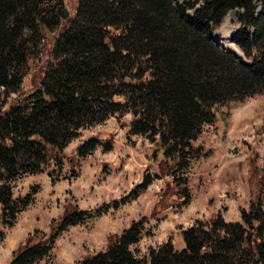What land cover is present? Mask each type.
Masks as SVG:
<instances>
[{
    "label": "trees",
    "instance_id": "obj_1",
    "mask_svg": "<svg viewBox=\"0 0 264 264\" xmlns=\"http://www.w3.org/2000/svg\"><path fill=\"white\" fill-rule=\"evenodd\" d=\"M66 2L0 0V107L11 94L20 95L30 63L43 41H51L38 82L0 108V226L12 227L39 189L31 186L14 198L13 181L61 167L64 149L79 131L111 117L131 115L126 136L152 143L156 171L146 170L128 193L94 208H80L70 196L61 214L49 219L48 232H27L7 264L50 260L68 227L136 199L162 176L171 182L155 194L148 217L108 234L103 249L73 264H264V169L254 163L258 195L240 209V221H225L220 213L195 219L179 233L181 250L173 234L140 258L132 248L148 232V219L169 208L166 196L177 197L170 205L176 209L190 202L191 162L210 153L193 141L214 122L215 106L264 93V0H76L72 14ZM235 9L239 26L229 41L248 61L213 38V29ZM106 138L79 143L77 163L99 146L110 151L113 139Z\"/></svg>",
    "mask_w": 264,
    "mask_h": 264
},
{
    "label": "rangeland",
    "instance_id": "obj_2",
    "mask_svg": "<svg viewBox=\"0 0 264 264\" xmlns=\"http://www.w3.org/2000/svg\"><path fill=\"white\" fill-rule=\"evenodd\" d=\"M75 5L76 0H67L65 6L69 14L74 12ZM237 26L234 12L231 11L223 18L220 26L213 31V36L221 42V45L225 49L232 50L238 56L247 60L238 47L231 43L228 39L229 35L236 29ZM54 35L55 32L51 33L49 35L50 39ZM50 47L51 41L49 39L44 40L42 52H40L39 56L34 59L32 63H30L28 75L23 79V88L21 93L27 91L31 85L38 82L40 68L43 67L45 62L49 59ZM21 93L20 95L11 94L7 99V102L0 107L1 110L8 106L10 99L21 97ZM214 110V122L212 124L205 125L202 128L200 135L193 142V144L201 145L204 150H210V152L216 151V155L214 156L215 158L211 161L207 159L209 157L208 155L207 157L191 162L188 173V186H192V189L195 192L202 193V191H205L206 185L209 184L213 178H216L214 172L218 168V165H222L223 162L221 163V159L223 161H228L226 163H231V165H228L225 168L226 170L224 173L227 180H242L241 184L243 190L241 187L239 192L236 191L231 194V197L233 198L236 195L239 197L238 202L240 205L237 211L238 217L240 218V209H246L249 201L256 198L259 190L257 175L253 173L251 174L250 163H254L259 168L264 169V93L248 97L243 101H232L224 105H217ZM231 116L234 119L233 121L231 120ZM130 119L131 115L127 113L120 118L111 117L106 120V122L101 124L81 129L79 131V136L73 139L64 149L67 157H64L61 167H49L38 174L23 175L11 183L14 198L23 197L30 190L31 186H38L39 189L34 196L33 202L25 210L17 214L15 222H17L19 216L21 218L18 227L16 226V231L18 228V231H21L23 234L16 241L13 247L10 248L8 240L4 241V233V238L0 241V264H7L10 261L12 250L27 232L32 229H39L47 233L49 230V219L58 217L61 214L62 204L70 196L73 197L74 202L79 205V207L83 208L86 206V209L94 208L102 203L118 199L128 193L133 186L141 180V176L146 172V170L150 173H154L156 171L155 163L149 157L150 152L153 149L152 143L142 136H126L128 122ZM90 136H98L102 140L110 136L113 139V144H115V150L103 153L99 147L88 155V157L86 156L77 163L74 152L75 147ZM69 158L72 160V163H69ZM95 164L100 165L99 170L94 171L93 166ZM81 167H85L88 173L76 180L75 177L71 178V174H77L80 172ZM121 170L126 171L120 173L119 171ZM48 173H51L55 178V184L64 180V177L71 178L68 180L69 185L67 182L62 181L55 187V184L49 187L47 184L48 181H50ZM107 175L108 177H106ZM120 175L121 178L122 176H125L126 179H124V182L120 185V187L117 185L115 190H112L114 186L111 183ZM106 178V182L103 183V180ZM72 179L75 181L70 184ZM86 182H89V190L93 193H90L89 190L83 189L82 184ZM170 182V176L155 178L136 199L119 205L117 209H111L110 211L113 210V212L107 216L110 226L106 230V236L111 233L120 232L123 228L129 225L131 220L148 217L150 209L156 199L155 194L160 192L161 189L167 188ZM108 184L111 185L97 191L100 186L103 187ZM170 191H172V189ZM105 193H110L107 194V200H104L107 198L104 195ZM101 194L102 197L100 196ZM166 197L164 203L165 206L169 205L167 206L169 208H164L162 211L160 210V213L157 216L148 219V224L146 225V230L148 232H146L141 240L134 247H132L135 250V255L139 258L147 253L149 248H155L160 244L159 238L154 234L157 223L160 221V217L163 216V214L176 209L175 206L170 207V205H174L176 203L175 199L177 197L174 198L173 196H169L167 197V200ZM221 199L222 201H225L227 196L223 195ZM87 205L89 206L87 207ZM91 205L92 207H90ZM223 211H225V208L221 207L218 212L222 215ZM217 213L200 217L199 220H205ZM106 214H108V212ZM97 219L98 218L91 220L88 223L76 228L78 230V232H76L77 236H79L80 231L89 232L92 228H94L97 223ZM181 226L182 225H177L175 228L176 230L171 231L168 234V237L170 234H173V243L177 250H181L184 246L181 235H175L176 233H180L182 229ZM6 229L9 228L0 226L1 231ZM69 229L57 238L52 251V258L50 260H42L38 262V264H45L46 261H48V264H73L81 258V256L94 253L105 247L106 236L104 246L101 249L91 250V245L89 246L87 241H84V243L80 246V242H76L73 237L75 229L70 231ZM8 231L9 230H7V232ZM72 241L79 243V250L81 249L84 252L76 254L77 251L71 252L70 250H67L71 248ZM59 249L67 250L65 252V254H67V258L65 257L60 260L57 259L56 252ZM72 254H74L73 258Z\"/></svg>",
    "mask_w": 264,
    "mask_h": 264
},
{
    "label": "crops",
    "instance_id": "obj_3",
    "mask_svg": "<svg viewBox=\"0 0 264 264\" xmlns=\"http://www.w3.org/2000/svg\"><path fill=\"white\" fill-rule=\"evenodd\" d=\"M231 120L232 121L234 120L232 116H231ZM134 136H137V135H134ZM99 147H97V148H99ZM113 150H115V144L112 145V149L110 151H113ZM110 151H108V152H110ZM211 152H212V154H211ZM211 152H210L209 157L207 159L212 161L213 158H215L214 156L216 155V151H211ZM103 153H106V152H103ZM87 157H88V155H87ZM222 158H223V156H222ZM226 162H228V161H223L221 159L222 165H218L217 166L218 168L214 172V175L216 176V178H213L212 181L206 185L205 191H202V193H197L192 189V186H190L189 188L191 189V193H192L191 201L187 205H185L181 208L175 209L174 211L167 212V213L163 214V216L160 217L161 219L157 223V227L154 231L155 232L154 234L160 240L159 245L162 244L161 242L164 243L168 240L169 232L175 231L176 230L175 228L177 225H182L181 226L182 229L188 228L194 224L195 219H199L200 217H204L208 214L217 213L221 207L225 208V211L222 212V216L226 221L237 222L240 220V218L238 217V211H237V209L240 205L238 202L239 197H237V195H236L233 198V197H231V194H233V192H236V191L239 192L240 191V188L242 187V184H241L242 180H240V181H237V180L228 181L227 180V178L224 175L225 170H226L225 168L228 165H231V163L227 164ZM89 165H91V164H89ZM99 167H100L99 164H95L93 166L94 171L99 170ZM125 171L121 170L119 172L122 173ZM87 173L88 172L86 171L85 167H81L80 172H78L76 174L75 180L83 177ZM106 177H108V175ZM124 179H126V177L122 176V178H121V175L118 178H116L115 181H113L111 183L114 186V188L112 190H115L117 185H119V187H120V185L123 184ZM68 180L69 179H65L62 181L67 182L69 185ZM75 180L72 179L70 184L72 182H74ZM106 180H107V178L105 180H103V183L106 182ZM62 181H60V182H62ZM60 182H57L56 184L54 183L55 184L54 185L50 180V181H48L47 184L49 185V187L53 186V185L55 187ZM111 184L104 185L103 187L100 186L97 191H100V189H103V188H107ZM82 185H83V189L89 190V182L83 183ZM112 190H110V191H112ZM242 190H243V187H242ZM97 191H95V192H97ZM89 192H90V190H89ZM90 193H93V192H90ZM107 194H110V193H105L104 194L105 197H107ZM223 195L227 196V199H225V201H222V199H221V197ZM100 196L102 197V194ZM107 199H108V197L104 200H107ZM88 206L89 205H87V207ZM90 207H92V205ZM83 208H86V206ZM111 212H113V210L108 212V214H103V215L97 217L98 218L96 221L97 223L95 222L96 225L89 232H81L80 231L79 236H77L76 232H78V230L76 228L88 223L91 220H89L83 224L70 226L64 232H66L69 228H70L69 231L72 229H75V231H74L75 233H74L73 237H74V240L76 242H80V246H81V244L84 243V241H87V244H89V246L91 245L90 246L91 250L101 249L104 246L106 230L110 226V222H108L107 216L109 214H111ZM31 215H33V214H31ZM20 218L21 217L19 216L17 219V222H15V226L13 225V227L6 229V230H3L5 233L4 241L8 240L10 248L14 246L16 241L23 234V233H21V231H18V228L16 231V226L18 227V224L20 222ZM94 219H96V218H94ZM94 219H92V220H94ZM7 230H9V231L7 232ZM64 232H62V234ZM175 235L178 236L179 233H176ZM173 241H174V239H173ZM67 250H70L71 252L77 251L76 254L84 252L81 249L79 250V243H75L74 241L71 242V248L67 249ZM67 250H64V249L57 250V252H56L57 259L60 260V259H64L65 257L67 258V254H65V252ZM73 257H74V254H72V258Z\"/></svg>",
    "mask_w": 264,
    "mask_h": 264
},
{
    "label": "water",
    "instance_id": "obj_4",
    "mask_svg": "<svg viewBox=\"0 0 264 264\" xmlns=\"http://www.w3.org/2000/svg\"><path fill=\"white\" fill-rule=\"evenodd\" d=\"M238 14H239V9H235V10H234V16L237 17Z\"/></svg>",
    "mask_w": 264,
    "mask_h": 264
}]
</instances>
